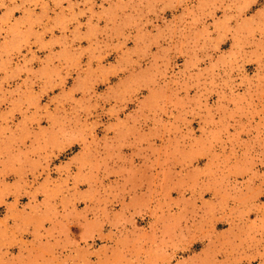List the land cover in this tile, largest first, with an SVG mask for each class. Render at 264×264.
I'll list each match as a JSON object with an SVG mask.
<instances>
[{"label":"rangeland","instance_id":"1","mask_svg":"<svg viewBox=\"0 0 264 264\" xmlns=\"http://www.w3.org/2000/svg\"><path fill=\"white\" fill-rule=\"evenodd\" d=\"M0 264H264V0H0Z\"/></svg>","mask_w":264,"mask_h":264}]
</instances>
